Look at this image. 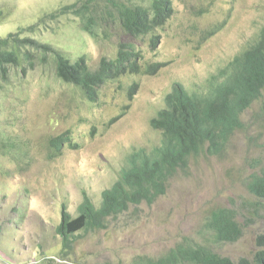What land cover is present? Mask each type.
Instances as JSON below:
<instances>
[{"label":"rangeland","instance_id":"1","mask_svg":"<svg viewBox=\"0 0 264 264\" xmlns=\"http://www.w3.org/2000/svg\"><path fill=\"white\" fill-rule=\"evenodd\" d=\"M168 2L164 25L139 36L118 23L117 6L149 0H107V65L122 53L137 66L107 74V189L136 152L161 145L151 122L173 87L203 91L264 28V0ZM0 12V37L22 30L72 62L84 56L91 73L105 64V0H0ZM33 50L22 49V67L0 76V264H105V228L77 233L66 249L55 232L63 207L75 218L84 197L102 202L105 80L90 100L56 77L53 54ZM242 120L221 154L191 155L153 203L107 220V264H154L188 244L255 264L264 211L254 215L258 200L246 185L262 158L264 92ZM222 208L236 213L243 236L210 245L208 221Z\"/></svg>","mask_w":264,"mask_h":264},{"label":"trees","instance_id":"2","mask_svg":"<svg viewBox=\"0 0 264 264\" xmlns=\"http://www.w3.org/2000/svg\"><path fill=\"white\" fill-rule=\"evenodd\" d=\"M91 5V2L89 3ZM168 0H149L145 7L117 6L118 23L130 34L142 35L164 25L170 11ZM0 12V17H1ZM31 27L27 30L31 31ZM154 43V41L152 42ZM55 56V74L63 83L78 88L90 100L95 98V88L104 83L105 64L101 60L98 69L89 72L86 58L80 56L73 62L58 54L50 45L24 36L23 31L0 37V76L22 67V49ZM29 59V57L27 58ZM124 59V61H123ZM120 53L116 62L107 65V74L134 73L137 66L128 62ZM128 70V71H127ZM131 70V73L130 71ZM145 71H149L147 68ZM112 74V75H111ZM264 92V28L256 42L244 53L234 58L218 79L211 80L203 91L188 93L175 85L165 98L166 107L151 123L162 131L163 140L150 153L136 152L127 161L118 180L107 189V220L128 210L130 206L151 204L165 193V186L172 173L191 155L207 150L221 154L231 137L243 129L242 115ZM66 134L53 140V147L63 142ZM71 140V139H70ZM69 140V141H70ZM67 141V142H69ZM247 192L257 199L254 215L264 211V144L258 169L246 185ZM254 203L251 204V207ZM254 218L252 217V220ZM264 219V218H263ZM105 228V191L102 202L95 207L87 197L78 207L74 218L63 207L61 220L56 227L63 248L72 243L79 232L97 231ZM208 228L210 245L231 244L243 236V227L236 213L229 209H217L210 215ZM257 246L263 250L255 253V264H264V234L258 237ZM154 264H235L230 258L215 253L209 245L188 244L177 247ZM240 264H246L244 261Z\"/></svg>","mask_w":264,"mask_h":264}]
</instances>
